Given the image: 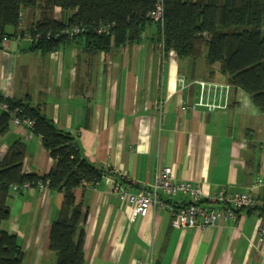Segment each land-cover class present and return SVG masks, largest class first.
<instances>
[{"label":"crops","instance_id":"crops-1","mask_svg":"<svg viewBox=\"0 0 264 264\" xmlns=\"http://www.w3.org/2000/svg\"><path fill=\"white\" fill-rule=\"evenodd\" d=\"M37 19V10L24 9L19 32H25L1 42L0 94L40 106L77 139L86 160L125 180L120 185L108 175L74 190L83 213L84 264H264V226L254 214L174 228L170 208L189 203L185 195L167 199L158 191L165 206L134 216L114 191L117 184L131 192L151 186L156 171L170 166L174 179L196 182L206 194L249 191L264 201V113L249 94L229 87L220 98L211 90L204 101L221 107L200 105L197 81L227 83L219 64L164 53L151 29L140 42L108 52H89L83 40L34 51L27 31ZM15 140L26 145L23 171L46 175L52 159L27 127L10 122L0 134V160ZM61 201L55 189L10 190L0 229L16 236L21 264H55L48 234Z\"/></svg>","mask_w":264,"mask_h":264},{"label":"trees","instance_id":"trees-1","mask_svg":"<svg viewBox=\"0 0 264 264\" xmlns=\"http://www.w3.org/2000/svg\"><path fill=\"white\" fill-rule=\"evenodd\" d=\"M159 3L162 15L155 20L149 14ZM24 9L38 11V19L27 31L34 51L45 54L83 40L89 52H108L140 42L151 29L164 53L172 52L192 63L202 57L208 65L218 63L226 84L246 91L264 113V0H0V48L4 39L25 32H19ZM75 25L84 31L73 36L60 34L63 28ZM98 27H107V31L98 33ZM37 33L40 37L36 39ZM2 99L8 109L0 112V134L7 132L13 116L31 119L28 128L40 137L52 166L43 176L25 173V143L15 140L9 145L0 160V223L8 218L6 200L14 185L21 190L26 182L32 187L38 181L47 182L49 189L62 193L48 234L55 264H84V232L79 227L83 213L74 190L84 186L83 181L94 185L108 175L120 185L125 180L86 160L77 139L58 128L40 106L31 105L27 98L14 100L0 94ZM240 211L260 217L264 226L261 202L235 213ZM22 256L16 236L0 229V264H21Z\"/></svg>","mask_w":264,"mask_h":264},{"label":"built area","instance_id":"built-area-1","mask_svg":"<svg viewBox=\"0 0 264 264\" xmlns=\"http://www.w3.org/2000/svg\"><path fill=\"white\" fill-rule=\"evenodd\" d=\"M149 15L155 20H160L162 15L161 4H157ZM83 31V28L75 25L63 28L60 34L73 36ZM96 31L98 33L106 32L107 27H98ZM47 36H49V33ZM28 37L33 40L29 34ZM39 37L40 34L37 33L35 38ZM197 83L200 88L198 103L205 105L210 110L221 107L214 101L205 102L204 95L211 90H218V96L220 98L225 97L229 85L210 81H197ZM178 84L184 86L185 79L178 77ZM7 109L8 104L3 99L0 100V112ZM10 122L27 128L33 124V121L29 118L20 119L16 116H13ZM82 184L87 185V182L83 181ZM29 187L31 185L27 182L22 185V189ZM35 187L40 190L48 188L47 182L42 181H38ZM12 189L17 190V186L14 185ZM114 191L120 201L127 202L132 206V214L134 216H145L151 208H162L165 206L163 201L159 199L158 191H161L167 199H171L177 193L185 195L189 198V203L180 208H170L171 226L174 228L212 227L218 224L221 219L235 221L237 220L236 209L256 203L249 191L228 192L222 189L215 194H206L202 186L196 182L174 179L170 166H163L156 171L155 181L151 186H144L135 192H131L117 184L114 186ZM261 203L264 204V201H261ZM261 234L264 235V228L261 229Z\"/></svg>","mask_w":264,"mask_h":264},{"label":"rangeland","instance_id":"rangeland-1","mask_svg":"<svg viewBox=\"0 0 264 264\" xmlns=\"http://www.w3.org/2000/svg\"><path fill=\"white\" fill-rule=\"evenodd\" d=\"M262 33L264 34V27L262 28Z\"/></svg>","mask_w":264,"mask_h":264}]
</instances>
